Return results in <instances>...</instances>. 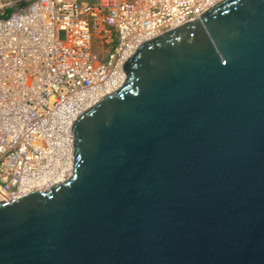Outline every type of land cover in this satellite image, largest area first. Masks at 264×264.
I'll use <instances>...</instances> for the list:
<instances>
[{
  "label": "water",
  "instance_id": "1",
  "mask_svg": "<svg viewBox=\"0 0 264 264\" xmlns=\"http://www.w3.org/2000/svg\"><path fill=\"white\" fill-rule=\"evenodd\" d=\"M124 72L73 126V176L0 203V264H264V0H226Z\"/></svg>",
  "mask_w": 264,
  "mask_h": 264
},
{
  "label": "built area",
  "instance_id": "2",
  "mask_svg": "<svg viewBox=\"0 0 264 264\" xmlns=\"http://www.w3.org/2000/svg\"><path fill=\"white\" fill-rule=\"evenodd\" d=\"M21 1V0H20ZM226 0H31L0 12V203L74 172L73 126L145 43Z\"/></svg>",
  "mask_w": 264,
  "mask_h": 264
},
{
  "label": "rangeland",
  "instance_id": "3",
  "mask_svg": "<svg viewBox=\"0 0 264 264\" xmlns=\"http://www.w3.org/2000/svg\"><path fill=\"white\" fill-rule=\"evenodd\" d=\"M15 1H17L18 3L19 2H25V3H29V2H31V0H0V12H3L4 11V9L3 8H5V7H7V5H10V3H14ZM18 3H16V4H14L13 6H11V7H7V10L8 9H13L14 7H15V5L17 6L18 5ZM5 12H6V10H5Z\"/></svg>",
  "mask_w": 264,
  "mask_h": 264
},
{
  "label": "trees",
  "instance_id": "4",
  "mask_svg": "<svg viewBox=\"0 0 264 264\" xmlns=\"http://www.w3.org/2000/svg\"><path fill=\"white\" fill-rule=\"evenodd\" d=\"M29 3H30V2H29ZM29 3H25V2H22V1H21V2L18 3L17 6H23V7H24V6H28ZM13 10H14V9H8V10H6V12H7V13H11V12H13Z\"/></svg>",
  "mask_w": 264,
  "mask_h": 264
}]
</instances>
